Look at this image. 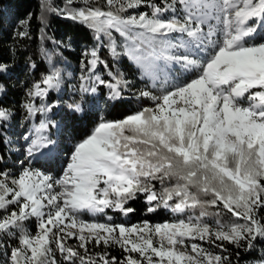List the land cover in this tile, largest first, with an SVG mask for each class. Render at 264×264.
<instances>
[{
  "label": "snow or ice",
  "instance_id": "1",
  "mask_svg": "<svg viewBox=\"0 0 264 264\" xmlns=\"http://www.w3.org/2000/svg\"><path fill=\"white\" fill-rule=\"evenodd\" d=\"M142 7L150 12L136 11ZM47 10L83 25L96 42L82 53L71 118L99 100L123 102L131 86L102 58L105 39L114 63L127 57L153 87L162 74L166 86L159 95L139 91L152 107L101 118L80 139L65 137L68 125L53 118L63 111V96L53 95L67 84L61 68L51 65L27 88L21 107L31 127L19 167L0 151V264H241L242 253L253 257L247 264H264V0H105V7L66 0ZM172 66L181 74L169 77ZM9 72L0 59V81ZM13 119L0 103V128ZM62 155L57 177L50 166ZM141 197L148 212L176 218L132 225L81 218L103 219L108 209L127 216Z\"/></svg>",
  "mask_w": 264,
  "mask_h": 264
},
{
  "label": "trees",
  "instance_id": "2",
  "mask_svg": "<svg viewBox=\"0 0 264 264\" xmlns=\"http://www.w3.org/2000/svg\"><path fill=\"white\" fill-rule=\"evenodd\" d=\"M149 2H153V0H149ZM154 2H159V0H154ZM65 3L66 0H0V59L7 62L11 68V72L5 76L6 82L0 81L6 90V95H0V103L14 112V119L5 128H0V136H5L8 141L7 147L0 145V151L5 154L6 163L14 168L19 167L16 163L18 156L11 149L14 144L13 138L18 135V124L25 116L21 107L22 102L26 99L25 92L34 82H38L40 76L51 65L61 68L67 79L63 92L53 93L54 96H63L61 102L63 111L53 118L57 121L63 119L64 123L68 125L64 133L66 137L75 135L77 139L83 138L90 133L95 124L100 122L101 118L119 120L145 107L153 106L150 99L138 96V83H148L147 80H141L140 70L127 57H121L118 62L114 63L107 48L108 42L105 39V47L101 49L102 58L108 61L113 71L122 72L128 81L133 80L137 84H135L136 86L131 84L124 91L123 102L107 103L103 115L97 111L96 106L93 107L92 105H84V112L78 113V118L73 119L67 115L69 112L67 105L74 98L71 88L78 82L76 78L80 74L82 53L86 49H90L96 42L92 31L83 25L62 16L54 15L47 10L48 5L62 8ZM92 4L93 6L105 7V0H96ZM141 10L149 11L150 9L142 7ZM25 31L27 32L25 37L22 38L18 35V33ZM49 61H51V64ZM32 64L36 67H30ZM103 74L106 76V73ZM107 91V89H103L104 99H107ZM35 122L38 123V121ZM52 131H55V129ZM64 163L65 160H63ZM59 164L60 162L51 163V172L60 174L62 170L59 168ZM172 183H175V181L173 180ZM156 186L158 189L161 187L158 182ZM165 186H168V182ZM130 206L135 211L127 215L126 223L128 224H137L143 220L156 224L176 218L173 213L165 209H158L152 213L148 212L147 205L142 197L135 202H131ZM207 211L209 213L220 212L219 218L224 222L235 220L234 217H231V214L221 208L209 207ZM112 213L117 214L115 211H112ZM195 214H199V209L196 210ZM215 218V216H212L209 219ZM28 227L32 232H35L34 222H29ZM70 243L75 242L71 241ZM226 246L230 252L234 253L236 251L232 246ZM103 250L102 245L94 249L95 252ZM109 251L111 255L117 258L123 257L119 247H112ZM256 254H260L259 246ZM242 255L247 257V261H242L241 264H247V262L253 260V257L248 256L247 253H242Z\"/></svg>",
  "mask_w": 264,
  "mask_h": 264
},
{
  "label": "rangeland",
  "instance_id": "3",
  "mask_svg": "<svg viewBox=\"0 0 264 264\" xmlns=\"http://www.w3.org/2000/svg\"><path fill=\"white\" fill-rule=\"evenodd\" d=\"M77 1H79V0H77ZM95 1L96 0H92V3H94ZM136 11H142V10L140 8ZM148 12H150V10ZM114 35H116L117 44H123V38L119 37L118 34L114 33ZM181 72H182V70L179 69V66H172V71L168 75H169V77L176 76V75H180ZM140 78H141V80H147L148 83H144V82L138 83V89H137L138 91H140V90H151L153 92V94L159 95L164 90V87L166 86L164 84L165 76L163 74L161 75L160 80L156 82L155 87H153V82L150 78L142 76L141 71H140ZM130 83L132 84V86H136L135 84H137L136 81H133V80H131ZM89 106H91V105H89ZM96 108H97V111H99L103 115L106 111V103L104 102V100H99L98 103L96 104ZM34 123H36V122H34ZM30 127H31V124L27 123L25 121L24 117L21 119L20 123L18 124V128H17L18 135L13 138L14 144L12 145V149H11L18 156V160L23 159L24 149L21 147V145H25V141L23 140L22 137H23V135H26L28 133ZM25 128H28V129H25ZM65 137H66V135H65ZM65 142L67 143L69 141H65ZM71 143L72 142H69L68 144H71ZM60 158H61L60 164L58 166L63 171V167H64L63 160L66 161V157L62 155ZM62 171L60 174H56L55 172H52V174L54 176L58 177L59 175L62 174ZM108 210H111V209H108ZM108 210H106V215L104 216L103 219H101L100 216L92 217L87 213L82 214L81 218H83L85 220L97 219V220H100L101 222H106V216H112L113 221L115 223H125L126 225H132V224L126 223L128 216H125V215H122L119 213L113 214L112 213L113 210L112 211H108Z\"/></svg>",
  "mask_w": 264,
  "mask_h": 264
}]
</instances>
